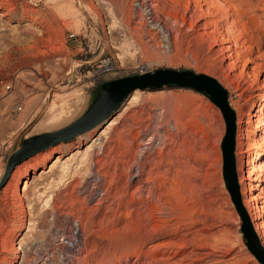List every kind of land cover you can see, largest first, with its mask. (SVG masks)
Masks as SVG:
<instances>
[{
    "label": "rangeland",
    "instance_id": "1",
    "mask_svg": "<svg viewBox=\"0 0 264 264\" xmlns=\"http://www.w3.org/2000/svg\"><path fill=\"white\" fill-rule=\"evenodd\" d=\"M93 1L103 21L94 11L83 10L78 0H18L17 11L7 17H2L6 10L0 6V176L8 157L24 140L65 129L90 112L107 82L159 70L208 76L226 91L234 114L239 205L264 254V229L256 232V225L264 224V213L261 220L252 219L245 204H250L253 194L243 196L240 190L251 160L264 152V72L258 85L251 81L256 64L240 77L242 60L230 74V80L237 82L234 86H239L234 90L225 80L232 61L223 60L221 47L212 48V40L203 31L193 33L189 25L170 19L175 13L182 20L185 11L170 7L169 0L151 3L158 6L156 17L171 32L167 38L151 31L149 18L144 19L146 26L136 17L145 14L138 8L140 0L134 4V0ZM208 2L204 10L217 15L212 21L219 22L220 34H232L238 40L257 24L264 28V0H249L250 9L255 10L250 13L254 25L248 18L240 22L235 12L228 18L222 2ZM131 5L136 15H130ZM24 6L52 25L53 40L42 39L43 29L21 18ZM191 15L188 20L195 21ZM138 23L148 36L128 33L125 27L133 31L139 29ZM262 36L260 28L252 39L239 40L237 52L247 54L253 40ZM128 52H136V57ZM263 54L264 46H260L248 55L255 60ZM136 91L141 102L133 104L130 97L103 127L59 143L15 168L4 188L14 182L19 169L34 166L20 177L16 195L11 185L0 191L1 256L5 257L8 242L17 249L7 252L13 264H71L72 259L73 264H264L248 246L245 223L224 178L226 122L219 108L190 89ZM254 112L257 118L251 121ZM140 125L155 136L150 147L143 145L151 135L144 144L135 139ZM239 126L247 130L243 148L237 144ZM120 137L126 143L120 144ZM98 140L104 146L95 149L94 153H100L92 159L96 165L91 166V175L83 177L76 170ZM255 164L262 177L264 157ZM64 170L68 172L63 186L51 193ZM255 192L261 198L253 207L264 209V182ZM49 193L53 201L49 209L40 211L38 196ZM75 237L81 246L74 252L66 243Z\"/></svg>",
    "mask_w": 264,
    "mask_h": 264
},
{
    "label": "bare ground",
    "instance_id": "2",
    "mask_svg": "<svg viewBox=\"0 0 264 264\" xmlns=\"http://www.w3.org/2000/svg\"><path fill=\"white\" fill-rule=\"evenodd\" d=\"M17 1L18 0H0V6H4V9L6 10L5 12H3L2 17H7L8 15H10V14H12V13H14V12L17 11L16 10V8H17ZM140 1L141 2L139 4H137V5H138V8H140V9L143 8L144 9V11H143V12H145L144 16L141 15V14L139 16H137L136 13H135L136 9H134L132 5L130 7V15L132 16L134 14V15H136V17H139L140 20H142V22H144V24L146 26H147V22H146L147 20L145 21L144 19H145V17L149 18V21L150 22H148V23L150 24L151 31L152 30L153 31H160L164 35V38H167L168 34L171 33V32H170L169 29H167L165 27V25L162 22V20H160L159 18L156 17L157 16L158 6L156 4H151L154 0H140ZM208 1L209 0H169V3H170L169 5H171L170 7H172L173 9H175L176 7H179L182 10L185 11V13H184L185 15H184V17H183L182 20H180L177 17V15H175V13H172L170 15V19H173L176 24L181 23L183 26L184 25H189V28H190V30L193 33H198L200 31H203L204 32L203 35H206L208 38H210L212 40V44H211V47L212 48H215V47H218L219 48V47H221L220 50H218V52L223 56V60L224 61H232L228 65L229 72H227L228 74L225 75V80L229 82V84L233 87L234 90H238L239 89V86L238 85L237 86H234L237 82L230 80V74L234 70L237 69V67L239 66V63L242 60H244V65L242 66V72H241V75H239V76L242 77L243 74H244V72L246 70L250 69V65L256 64V68L253 69L254 74L252 76V80L251 81L255 85H258L260 83V77L262 76V73L264 72V54L263 55H259L255 60L251 59L248 54L253 53L254 50H255V48H259L260 46H264V28L261 26V24H257L254 27L255 28L254 29L255 31L252 30V29H251V31H250V29H249V31L248 30L247 31L245 30L246 33L240 34V37H239L238 40H236L232 36V34H228L229 36H225L223 34H220L221 31H220V24H219V22L218 21H212L213 19H216L217 15H215L211 11V9H209V8H208V10H204V7L205 6L209 7V2ZM216 1L217 2H222L223 6H225L227 8V10H228V12H227L228 18L229 17H233L234 16V13L233 12H235L240 17V19H239L240 22L243 21V20H245L246 18H248L250 24H253V25L255 24L254 23V20H253V17L250 16V13L252 14V11L254 12L255 10H251L250 9L251 7H253V4L250 3L249 0H216ZM237 1L240 2V4L238 6L237 5L235 6L234 4H231V3H234V2H237ZM78 2H79L80 6H81V8L83 10L84 9H88L89 11H94L99 16V18H101L102 21H103L101 11L99 10L100 8H98L99 6L98 7L96 6V4H95V2L93 0H78ZM136 2H139V0H134V2H132V4H134ZM112 6H114V5L111 4V7ZM244 8H249L250 11L249 12H246L244 10ZM253 9H258V8L256 6ZM143 12H142V14H143ZM191 13L193 14V16L192 15L191 16L193 18H195L194 19L195 21H193L192 18H190L188 20L187 17ZM113 14H114V12H113ZM40 15H39V13L35 9L30 8V6L29 7L28 6H24V12L22 13L21 18H23L26 21L34 22V25H32V26L35 27V24H36V26L38 28L43 29V34L45 33L44 34L45 36L42 35L43 36V37H41L42 39L45 40V38L47 37L48 38L47 40H53L54 33L50 32V26H52V25L47 26L48 25L47 24V21L44 18H42ZM122 15L124 16L123 13H122ZM51 21L53 22V24L55 22H57L56 19H54V18ZM51 21H49V22H51ZM201 23H203V24H201ZM119 25L121 26L122 24L119 23ZM137 25L139 26V29H136V30L134 29L133 31L132 30L130 31V27L128 25L126 27L125 26L124 27L126 28V30L128 29V33L131 36L142 37L143 35H147L148 36L150 34L146 30H144L142 23H138ZM32 26H30V27H32ZM55 26H56V24H55ZM56 27H58V26H56ZM212 28H213V31L212 32H209L208 30L209 29H212ZM260 28H261V31L263 33V36H262L261 39L253 40V42L250 44L251 46L247 50L248 51L247 54H243L241 52H237V49L239 48V43H238L239 40H241V39L243 40L244 38H247V37H249V38L252 39V37L255 35V33L260 30ZM157 34H159V33H157ZM244 41L246 43L248 40H244ZM226 44H230L231 46L226 47L225 46ZM128 53L130 54L131 57H134V58L136 57V52H133V53L132 52H128ZM135 92H134L135 94L133 93L134 95L133 94L131 95V97L133 96V100H132V103L133 104H136V103L141 102V98H139L140 96H138L137 91H135ZM261 99L263 101V97ZM260 111H261V109L259 108L258 111H257V113H259ZM245 115L246 114L243 112L242 113V116H245ZM256 118H257V114L255 112L252 113L251 116H250L251 121H253ZM242 120L243 119L239 118V123H241ZM137 123H139V122H137ZM139 124H141V123H139ZM138 129L140 131L136 133V138L135 137L134 138L137 139V141H141L144 144L146 141L149 140L148 137L151 135L150 136L151 137V140L147 144H144L143 145V146L147 145L148 147H150V145H152V141H154L153 139L155 138V136L154 135L152 136V134H151V129L150 128H145L144 129V126L143 125H140L138 127ZM245 131H247V130L245 128H243L242 126H239L238 127V134H237V144H238V148H243V146H244L243 145V140L245 139ZM127 139H128V137H127ZM235 139H236V135H235ZM161 142H163L164 144L166 143L165 141H161ZM119 143L120 144L126 143V138L125 137L124 138L123 137H120L119 138ZM103 146L104 145L101 142V140L100 141L98 140L95 143V145L92 146L91 148H89V150H87L85 152V154L82 156V161H80L79 167L76 170V171H79V173H80L81 176L84 177V176H88V174L91 175V166L94 167L96 165L94 162L92 163V159H93V157H94L95 154H96V156H99L100 155L99 152L96 151L97 153H94V151H95V149L98 150V149L103 148ZM52 154H53V152H50L49 154L46 155V157H50ZM262 157H264V152L263 151L257 153L253 157V159L251 160V163L249 164V171H248V174L246 176V179L240 180V188H241L240 190H241L243 196L246 195V193L249 192V191L253 194L251 196V198H250V204L251 205L248 203L247 205L245 204V207H246L249 215L252 217V219H253V216H254L258 220H261L263 218V213H264L263 210L264 209H263V207H259V206L258 207H253V206L261 198V197L259 198V196L257 195V193L255 191H257L260 188V183H263L264 182V175L262 177H259L258 176V172L259 171H258V166H256V164H255V161L261 159ZM135 159L137 160L138 158H135ZM234 160H235V156H234ZM237 160H238V167H239L240 166V162H241V158L238 157ZM133 165H134V168L135 167L138 168V171H139V167H137L138 165H137L136 161L134 162ZM33 168H34L33 165L30 166V167L29 166H26V167H22L21 169H19L16 172V174L12 178V181H14V182H11V183L9 182V184H8V186L11 185L10 188L13 190L12 191L13 194H15V195L17 194V187H18L19 180H20V177L22 176V174L24 172L27 173V170L28 169H33ZM235 169H237L236 163H235ZM66 171L67 170H64L62 172V174L60 175V179L57 181V183L55 185L52 186L51 193L55 192V189L56 188L58 189L61 186H63L64 181H65V177L67 176V172H68V171L67 172ZM263 172H264V170H263ZM92 175H93V173H92ZM134 177H136V176H133L132 178H134ZM25 185H26V183H25ZM8 186L6 188H4L5 187L4 186L3 187L4 189L2 188L1 190L2 191H5L6 189H8ZM51 200H52V194H50V193L47 194V196H41V195H39L38 196V201L41 202V208L39 210L40 211H43V210L45 211L47 208L49 209ZM0 209H1V207H0ZM252 210L254 211V213H251ZM262 229H264V224L260 222L259 224L256 225V232H258V231H260ZM28 233H27V235H28ZM6 237H4V238H6ZM8 237H10V236H8ZM63 237H64V239H67L66 236L63 235V233H62V238ZM72 238H70V240L66 244L72 250L75 249L74 250V252H75V251H77V250L80 249V246L81 245L77 244V242H76L77 241V237H75L74 239H72ZM9 239H8V241H9ZM3 249H4V252L3 253L5 254V257H2L1 256L2 254H0V264H13V261H11V259H8V257H6V256L8 255V253H7L8 250L10 252L16 253L17 252L16 247L14 245H12L11 243H8L7 242V243H5V246H4ZM5 249H6V251H5ZM57 254H59V253H57ZM54 255H55V253H54ZM55 257H57V256H55ZM71 257H72V255H71ZM52 260H53V258H52ZM64 260L65 261H68L69 259L68 258H65ZM69 262H71V264H73V259L71 261H69ZM56 263H58V262H56Z\"/></svg>",
    "mask_w": 264,
    "mask_h": 264
},
{
    "label": "water",
    "instance_id": "3",
    "mask_svg": "<svg viewBox=\"0 0 264 264\" xmlns=\"http://www.w3.org/2000/svg\"><path fill=\"white\" fill-rule=\"evenodd\" d=\"M162 87L190 89L204 94L221 111L226 122V136L222 143L224 178L232 199L241 212L245 223L243 230L248 246L257 252L258 257L264 263V254L258 244L257 237L239 205L233 155L235 140L234 114L229 108L226 91L216 80L208 76L195 75L189 71L178 73L171 70H159L154 73L113 80L103 84L102 94L93 109L81 119L60 131L37 135L24 140L20 147L11 153L0 176V190L6 185L18 165L59 143L70 142L100 125L103 127L136 90L143 91Z\"/></svg>",
    "mask_w": 264,
    "mask_h": 264
},
{
    "label": "built area",
    "instance_id": "4",
    "mask_svg": "<svg viewBox=\"0 0 264 264\" xmlns=\"http://www.w3.org/2000/svg\"><path fill=\"white\" fill-rule=\"evenodd\" d=\"M18 110L21 112L23 110L22 103L20 102V107H18Z\"/></svg>",
    "mask_w": 264,
    "mask_h": 264
}]
</instances>
